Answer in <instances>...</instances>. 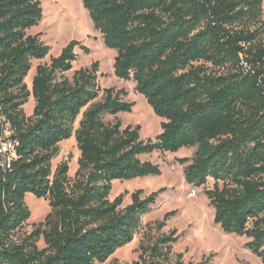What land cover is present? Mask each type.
Listing matches in <instances>:
<instances>
[{"label": "trees", "instance_id": "obj_1", "mask_svg": "<svg viewBox=\"0 0 264 264\" xmlns=\"http://www.w3.org/2000/svg\"><path fill=\"white\" fill-rule=\"evenodd\" d=\"M264 0H83L107 48L116 50V77L135 83L154 114L164 119L155 140L141 126L123 127L131 113L124 90L101 87L98 63L73 70L77 41L49 65H39L29 90L33 60L50 47L28 32L43 19L41 0H0V112L18 145L9 170L0 167V264H104L129 245L162 188L143 198L110 195L115 181L161 176L140 157L196 149L184 170L187 184L203 188L214 223L248 239L264 263ZM88 51V50H86ZM35 100L31 116L23 107ZM87 108L79 129L74 126ZM115 117L106 122L105 117ZM75 137L80 157L73 178L68 163L52 172L60 144ZM188 159L181 160L184 165ZM31 193L51 212L30 234L17 237L31 212ZM177 211L158 223L163 229ZM172 230L141 246L135 264H185L174 253ZM43 242V247L39 246ZM186 264H195L188 262ZM198 264H209L204 259Z\"/></svg>", "mask_w": 264, "mask_h": 264}, {"label": "rangeland", "instance_id": "obj_2", "mask_svg": "<svg viewBox=\"0 0 264 264\" xmlns=\"http://www.w3.org/2000/svg\"><path fill=\"white\" fill-rule=\"evenodd\" d=\"M41 2L43 19L28 33L38 35L40 40L50 47V51L45 59L32 61V69L25 80L29 90L32 88L37 67L49 65L51 59L58 57L70 42L77 41L79 43L75 49L77 61L73 70L63 75L59 74V78L63 76L72 80L75 71L91 68L94 63H98L101 92L94 103L102 102L106 89L124 90L126 95L122 96V99L134 103L135 106L131 113H121L117 118L122 122L123 127L140 125L142 140H155L162 132L164 119L157 117L145 97L135 91L133 81L116 77L114 62L118 53L105 46L102 34L95 30L92 19L84 8L83 0H41ZM34 108L35 100L31 96L23 107L24 113L31 116ZM86 111L87 108L82 110L75 123V130L79 129ZM114 119L115 117L112 116L105 117L106 122H113ZM195 152L194 148L182 149L177 153L155 152L143 155L140 157L143 162H151L161 167V176L114 182L110 200L114 201L122 195V208L131 204L132 194L136 191L142 190L143 198L162 188H166V192L158 197L150 212L141 217V225L133 241L117 250L104 264H135L139 259L142 245L152 244L159 236L168 235L172 230H177L181 235L178 243L174 245V253L183 254L185 264L188 262L198 264L204 259L209 260V264H264L246 248L248 241L246 237L227 234L214 223L215 210L210 206L204 191L212 189L215 181L210 179L203 188H196L186 183L184 170L192 164ZM79 157L80 151L75 137L63 141L58 156L52 162L53 174L62 163H68L69 177L73 178L78 168ZM183 159H188L184 165L181 164ZM194 191L196 195L193 194ZM25 202L32 215L17 233V237L30 234L51 212L47 200L38 199L31 193L26 195ZM172 211H177V214L169 219L163 229H159L158 223ZM39 246L43 247L42 241Z\"/></svg>", "mask_w": 264, "mask_h": 264}, {"label": "built area", "instance_id": "obj_3", "mask_svg": "<svg viewBox=\"0 0 264 264\" xmlns=\"http://www.w3.org/2000/svg\"><path fill=\"white\" fill-rule=\"evenodd\" d=\"M18 145L13 138L12 125L3 113L0 112V167L4 171L11 168L15 159V149ZM196 195V192H193Z\"/></svg>", "mask_w": 264, "mask_h": 264}, {"label": "bare ground", "instance_id": "obj_4", "mask_svg": "<svg viewBox=\"0 0 264 264\" xmlns=\"http://www.w3.org/2000/svg\"><path fill=\"white\" fill-rule=\"evenodd\" d=\"M226 237V236H225Z\"/></svg>", "mask_w": 264, "mask_h": 264}]
</instances>
